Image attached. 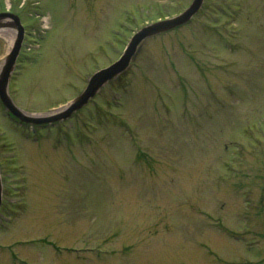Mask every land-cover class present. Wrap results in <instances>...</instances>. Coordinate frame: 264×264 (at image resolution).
<instances>
[{
	"label": "rangeland",
	"instance_id": "obj_1",
	"mask_svg": "<svg viewBox=\"0 0 264 264\" xmlns=\"http://www.w3.org/2000/svg\"><path fill=\"white\" fill-rule=\"evenodd\" d=\"M20 1L11 10L30 33L9 92L32 114L77 96L136 29L191 2ZM34 1L50 16L43 35ZM7 51L0 34V63ZM30 127L0 102V264H240L232 249L255 240L234 217L264 176V0H205L87 106ZM247 224L264 230V214Z\"/></svg>",
	"mask_w": 264,
	"mask_h": 264
},
{
	"label": "water",
	"instance_id": "obj_2",
	"mask_svg": "<svg viewBox=\"0 0 264 264\" xmlns=\"http://www.w3.org/2000/svg\"><path fill=\"white\" fill-rule=\"evenodd\" d=\"M202 0H193L192 3L179 15L163 19L151 24H148L138 30L128 42L123 54L118 60L110 64L109 66L102 68L92 74L89 78L88 84L85 89L65 107L56 111L55 113H49L45 116H30L22 112L15 106L9 97L7 91V85L10 74L12 72L14 63L19 54V50L22 44L24 36V27L22 26L19 17L11 12L0 13V26L7 27L12 26L16 29V38L14 39L13 45L4 59L2 68L0 70V100L5 105L7 110L17 116L19 119L27 122H49L57 119L68 117L73 111L79 109L81 106L87 103V101L93 97L96 92L109 80L116 77L121 73L130 63V60L137 50L139 43L146 37L165 31L177 25L187 22L192 15L197 12ZM6 19H11L7 22ZM1 192L2 186L0 181V203H1Z\"/></svg>",
	"mask_w": 264,
	"mask_h": 264
},
{
	"label": "flooded vegetation",
	"instance_id": "obj_3",
	"mask_svg": "<svg viewBox=\"0 0 264 264\" xmlns=\"http://www.w3.org/2000/svg\"><path fill=\"white\" fill-rule=\"evenodd\" d=\"M258 179H260V180H262V181H260L259 182V184L257 183L256 184V187L258 188V190H260V192H262V182L264 181V177L262 176V175H259V176H256ZM260 196V195H259ZM263 197V196H262ZM262 197H260V199L262 198ZM259 200V199H258ZM260 201V203H262L261 202V200H259ZM245 220H247L248 222H249V219L247 218V217H245ZM243 231L244 232H246V231H248V232H252V229L249 227V226H244L243 227ZM227 230V233H229L230 231H228V229H226ZM256 233H261V234H263L264 235V230H260V231H258V230H256L255 231ZM262 251H264V249L262 250Z\"/></svg>",
	"mask_w": 264,
	"mask_h": 264
},
{
	"label": "bare ground",
	"instance_id": "obj_4",
	"mask_svg": "<svg viewBox=\"0 0 264 264\" xmlns=\"http://www.w3.org/2000/svg\"><path fill=\"white\" fill-rule=\"evenodd\" d=\"M0 34L2 35H5L6 38H7V42H8V50L10 49V47L12 46L13 44V40H14V31H8V29L0 26ZM3 62H4V59L0 65V70H1V67L3 65Z\"/></svg>",
	"mask_w": 264,
	"mask_h": 264
}]
</instances>
